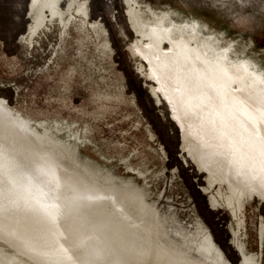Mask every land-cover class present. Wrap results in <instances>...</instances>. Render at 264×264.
<instances>
[{"label": "water", "instance_id": "1", "mask_svg": "<svg viewBox=\"0 0 264 264\" xmlns=\"http://www.w3.org/2000/svg\"><path fill=\"white\" fill-rule=\"evenodd\" d=\"M0 264H264V57L129 0L0 33Z\"/></svg>", "mask_w": 264, "mask_h": 264}, {"label": "rangeland", "instance_id": "2", "mask_svg": "<svg viewBox=\"0 0 264 264\" xmlns=\"http://www.w3.org/2000/svg\"><path fill=\"white\" fill-rule=\"evenodd\" d=\"M264 57V0H129ZM75 0H0V33L37 56Z\"/></svg>", "mask_w": 264, "mask_h": 264}]
</instances>
